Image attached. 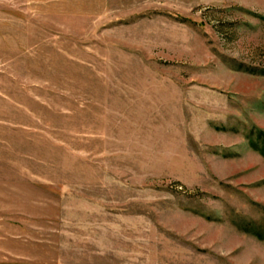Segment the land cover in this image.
<instances>
[{"label":"rangeland","instance_id":"374dc122","mask_svg":"<svg viewBox=\"0 0 264 264\" xmlns=\"http://www.w3.org/2000/svg\"><path fill=\"white\" fill-rule=\"evenodd\" d=\"M0 264H264V0H0Z\"/></svg>","mask_w":264,"mask_h":264}]
</instances>
